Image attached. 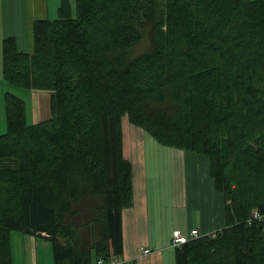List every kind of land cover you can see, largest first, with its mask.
Instances as JSON below:
<instances>
[{
	"label": "trees",
	"instance_id": "1",
	"mask_svg": "<svg viewBox=\"0 0 264 264\" xmlns=\"http://www.w3.org/2000/svg\"><path fill=\"white\" fill-rule=\"evenodd\" d=\"M32 44L1 45L2 80L48 92L50 117L28 124L4 93L0 264L14 231L49 241L54 264L122 255L124 120L208 161L224 227L174 249V264H264V218L251 219L264 215V0H61Z\"/></svg>",
	"mask_w": 264,
	"mask_h": 264
},
{
	"label": "crops",
	"instance_id": "2",
	"mask_svg": "<svg viewBox=\"0 0 264 264\" xmlns=\"http://www.w3.org/2000/svg\"><path fill=\"white\" fill-rule=\"evenodd\" d=\"M61 0H0V83L1 75V45L4 38H17L19 48L26 52L32 51V24L38 19H52V14L58 12ZM71 2V0H70ZM54 19V18H53ZM26 34V38L20 37ZM21 38V39H20ZM25 48V49H23ZM1 99V94H0ZM139 133L130 124L123 129L124 154L133 165V195L134 203L131 208L122 212L123 252L121 257L124 264H174L175 254L170 250L173 231L179 230L188 235L190 230L198 229L201 234H212L224 227L222 202L216 194L208 173V161L185 152L187 184L185 200L187 208L198 212V223L187 225L158 222L162 210L157 214V206L150 208L144 170L139 166L144 158L139 155L141 141ZM137 154V155H136ZM182 156L181 154H179ZM184 158L183 156L181 157ZM138 164L135 174L134 164ZM141 248L157 253L143 254Z\"/></svg>",
	"mask_w": 264,
	"mask_h": 264
},
{
	"label": "rangeland",
	"instance_id": "3",
	"mask_svg": "<svg viewBox=\"0 0 264 264\" xmlns=\"http://www.w3.org/2000/svg\"><path fill=\"white\" fill-rule=\"evenodd\" d=\"M74 3L75 0H71L72 7ZM50 18H57V14H52ZM21 38L25 39L26 34H23ZM1 82L0 134L6 132L4 93L7 91L26 103V120L28 124L50 117V95L48 92L11 87L3 80ZM123 124L125 129L129 123L124 120ZM131 128L139 133L138 140L142 143L139 155L144 158V162L141 163L139 169L144 170L146 173L145 182L150 208L156 205L157 214L162 210V215L157 221H162L164 225L180 224L185 226L192 218L190 222L197 224L199 214L196 210H188L185 200V187L187 184L185 152L160 145L148 133L133 126ZM179 154L184 158L182 159ZM134 165L135 174L137 175L138 164L135 163ZM11 236L13 264H54L52 246L49 241L17 231L12 232ZM170 251L174 254L173 250Z\"/></svg>",
	"mask_w": 264,
	"mask_h": 264
},
{
	"label": "built area",
	"instance_id": "4",
	"mask_svg": "<svg viewBox=\"0 0 264 264\" xmlns=\"http://www.w3.org/2000/svg\"><path fill=\"white\" fill-rule=\"evenodd\" d=\"M264 215H261L258 211L254 210L251 214V219L252 220H263ZM251 221V220H250ZM204 235L201 234V232L198 229H192L190 230L188 235H184L181 233L179 230H175L172 235V240H171V247L174 249H179L181 248L184 244L187 242L200 238ZM214 236V234H212ZM143 254H150V253H157L159 254L160 251L154 250L151 251L149 249H144L141 248ZM96 264H124V260L121 256H113L109 259H98Z\"/></svg>",
	"mask_w": 264,
	"mask_h": 264
}]
</instances>
